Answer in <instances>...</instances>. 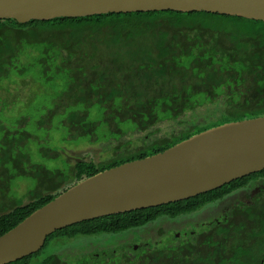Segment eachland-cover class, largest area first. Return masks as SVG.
<instances>
[{
	"label": "trees",
	"instance_id": "16d2710c",
	"mask_svg": "<svg viewBox=\"0 0 264 264\" xmlns=\"http://www.w3.org/2000/svg\"><path fill=\"white\" fill-rule=\"evenodd\" d=\"M27 77L54 93L13 123L0 96V236L88 177L212 127L264 116V21L171 10L0 19V90ZM136 134L142 142L131 149ZM72 143L95 146V158L72 159ZM104 144L111 149L105 159ZM261 178L264 170L186 200L71 225L9 264H34L56 238L116 235L195 212ZM17 179L29 185L13 202ZM249 200L167 243L134 244L135 234L102 252L52 253L36 264H264V181Z\"/></svg>",
	"mask_w": 264,
	"mask_h": 264
},
{
	"label": "water",
	"instance_id": "95a60500",
	"mask_svg": "<svg viewBox=\"0 0 264 264\" xmlns=\"http://www.w3.org/2000/svg\"><path fill=\"white\" fill-rule=\"evenodd\" d=\"M205 11L264 21V0H0V19L51 20L107 13ZM264 170V116L228 122L163 152L71 186L0 236V264L40 252L63 228L186 200Z\"/></svg>",
	"mask_w": 264,
	"mask_h": 264
},
{
	"label": "rangeland",
	"instance_id": "374dc122",
	"mask_svg": "<svg viewBox=\"0 0 264 264\" xmlns=\"http://www.w3.org/2000/svg\"><path fill=\"white\" fill-rule=\"evenodd\" d=\"M8 89L0 90V96L5 101L6 106L4 109L3 116H6V119L13 123L18 116L24 114L26 109L29 108V105L32 104L33 112H37L42 108L45 101L44 99H48L47 96L53 95L54 91L50 88L44 89L42 84L33 79L32 77H27L24 79L17 78L16 83H9L7 85ZM4 102L0 101V106H3ZM206 115L205 113H198V116ZM171 129L167 127V125L162 126V132L167 133ZM54 140L58 143V134L54 133ZM139 135H133L130 137L133 143L130 145L131 149L135 148L137 145L141 144V140H139ZM116 143V142H114ZM64 145L63 143H61ZM67 145V144H66ZM103 151L101 152V158L105 159L111 152V149L107 145H102ZM96 148L95 146H89L85 144L76 145L72 143V146L68 149V155L72 157V159L77 158H85L91 159L95 158ZM12 188L10 190V199L15 202V200H20L23 195L27 192L29 183L23 180H15ZM264 178H261L256 181H250V183L238 190L233 191L230 195L222 198L218 201L208 203L196 210L195 212L180 215L176 218L170 217H161L160 219L138 229L129 230L125 233L116 234V235H98V236H76L74 238H56L54 239L49 246L46 247L44 252L37 258L33 260V263H39L49 254L57 253L60 256H74L79 254L80 252L87 250H95L99 249H107L120 245L121 243H126L134 239L135 234L140 236L139 239H136L134 244L142 245L146 240L151 242H156L158 239L162 241V243H167L168 240L174 235L176 232H181L185 229L192 228V225L195 229H200V225L202 222L215 220L216 216L222 213L224 207H220L219 204L222 200L227 199L228 197H232L233 195H239V193L243 194L245 197L242 199H249V196L253 193L255 189L261 186ZM238 197V196H237ZM240 197V196H239ZM5 205L8 206L9 201L7 198L4 199ZM7 203V204H6ZM226 203L228 201L226 200ZM187 227V228H186ZM163 230L164 234H160L159 231Z\"/></svg>",
	"mask_w": 264,
	"mask_h": 264
},
{
	"label": "flooded vegetation",
	"instance_id": "af4514ba",
	"mask_svg": "<svg viewBox=\"0 0 264 264\" xmlns=\"http://www.w3.org/2000/svg\"><path fill=\"white\" fill-rule=\"evenodd\" d=\"M259 191V187L257 188V189H255L254 191H253V193L249 196V199L251 198V197H253L255 194H257V192ZM228 195H230V194H228ZM228 195H226V196H228ZM225 196V197H226ZM238 196V197H237ZM240 196V197H239ZM224 197V198H225ZM243 197H245L242 193L240 194L239 193V195H233L232 197L230 196V197H228L227 199H224V200H222L221 201V203L219 204V206L220 207H224L223 208V210H222V213H220V215H218L219 217H224V215L225 214H228V213H230L231 212V209L237 204V203H239V202H242V201H244V202H251L249 199H242ZM226 200L228 201V203H226ZM218 216H216V217H218ZM187 228V227H186ZM187 229H185V231H186ZM186 233V232H185Z\"/></svg>",
	"mask_w": 264,
	"mask_h": 264
}]
</instances>
